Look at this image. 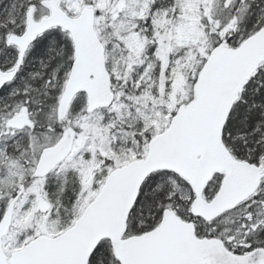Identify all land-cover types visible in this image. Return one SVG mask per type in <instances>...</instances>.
Instances as JSON below:
<instances>
[{
	"label": "snow or ice",
	"instance_id": "obj_1",
	"mask_svg": "<svg viewBox=\"0 0 264 264\" xmlns=\"http://www.w3.org/2000/svg\"><path fill=\"white\" fill-rule=\"evenodd\" d=\"M0 264H264V0H0Z\"/></svg>",
	"mask_w": 264,
	"mask_h": 264
}]
</instances>
